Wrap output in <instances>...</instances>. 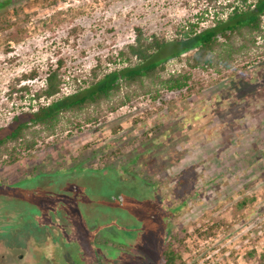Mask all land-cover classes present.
I'll return each mask as SVG.
<instances>
[{
    "label": "rangeland",
    "instance_id": "rangeland-1",
    "mask_svg": "<svg viewBox=\"0 0 264 264\" xmlns=\"http://www.w3.org/2000/svg\"><path fill=\"white\" fill-rule=\"evenodd\" d=\"M228 1L13 0L0 9V137L23 113L85 89L98 61L103 72L125 65L117 51L134 26L166 39L153 58L179 71L193 50L170 56L190 41L175 29L208 26ZM57 59L61 92L33 98ZM33 68L17 85L28 91L8 93ZM190 71L189 88L137 97L79 128L65 116L55 134L0 163V264H156L164 243L177 264H258L264 45L221 72ZM244 196L252 201L240 208Z\"/></svg>",
    "mask_w": 264,
    "mask_h": 264
},
{
    "label": "trees",
    "instance_id": "trees-1",
    "mask_svg": "<svg viewBox=\"0 0 264 264\" xmlns=\"http://www.w3.org/2000/svg\"><path fill=\"white\" fill-rule=\"evenodd\" d=\"M12 1L0 0V9ZM236 2L232 0L220 6L211 24L199 30L197 22L190 23L186 30L183 25L175 29L176 34L180 35L175 40L190 41L170 56L180 59L181 54L193 50L184 57L185 67L176 72L166 73L165 62L155 61L153 58L167 43L166 39L155 33L147 35L141 27L134 26L133 39L117 51L118 60L125 65L103 72L98 61L90 69L87 87L81 90L76 83L80 91L66 97L62 106L58 107L52 101L23 113L25 117L22 119L17 117L3 137H0V163L17 160L20 154L34 149L39 142L55 134L58 124L65 116L66 121L76 128L85 123H97L105 112L113 111L137 97L156 99L163 91L174 92L191 87L190 69L211 68L221 72L231 68L235 61L248 57L253 50L264 45V0ZM259 40L262 41L261 45ZM107 59L112 61V56ZM63 64V59H57L55 65H49L44 85L33 93V98L48 99L61 92L64 79L60 70ZM36 75L35 68L21 73L9 87L8 93L28 91L25 84L19 87L17 85L21 80ZM249 201L252 198L244 196L238 206L241 208ZM115 247L123 248L119 243ZM179 259L180 254L171 243H164L156 264H177ZM257 263L264 264V255L259 257Z\"/></svg>",
    "mask_w": 264,
    "mask_h": 264
},
{
    "label": "built area",
    "instance_id": "built-area-1",
    "mask_svg": "<svg viewBox=\"0 0 264 264\" xmlns=\"http://www.w3.org/2000/svg\"><path fill=\"white\" fill-rule=\"evenodd\" d=\"M263 27V29H264V26H262Z\"/></svg>",
    "mask_w": 264,
    "mask_h": 264
}]
</instances>
